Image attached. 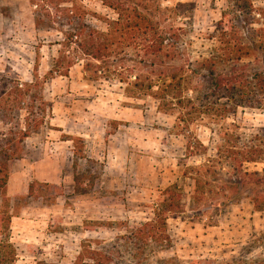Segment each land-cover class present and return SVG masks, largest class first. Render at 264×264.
Listing matches in <instances>:
<instances>
[{
	"label": "rangeland",
	"instance_id": "obj_1",
	"mask_svg": "<svg viewBox=\"0 0 264 264\" xmlns=\"http://www.w3.org/2000/svg\"><path fill=\"white\" fill-rule=\"evenodd\" d=\"M71 1L99 28L104 24L98 15H114L99 0L66 3ZM250 1L264 6V0ZM157 2L170 9L166 24L184 30L174 59L166 62L178 69L207 55L222 11L232 14V5L242 0ZM155 3L149 1L152 8ZM34 8L30 0H0V169L8 173V241L16 250L13 261L0 264H72L83 242L123 233L119 221L131 226L148 219L159 191L172 183L182 199L180 211L165 221L170 246L157 249L150 243L138 264H264V210H255L252 202L255 196L264 200V163L244 164L262 182L242 191L219 164L191 171L201 179L198 201L193 180L182 174L185 166H197L214 152L210 127L222 125L241 136L262 132L264 108L238 106L222 120L211 119L199 98L207 82L192 77L183 94L194 106L183 110L195 117L183 129L175 126L176 112L127 91L116 74L85 72L87 58L79 50L67 75L50 72L53 59L61 56L63 36L58 28L37 30ZM129 53L118 62L128 67L124 72L151 76L160 69L142 67ZM192 137L207 149L187 155ZM81 172L84 179L74 178ZM115 261L135 264L127 254Z\"/></svg>",
	"mask_w": 264,
	"mask_h": 264
},
{
	"label": "trees",
	"instance_id": "obj_2",
	"mask_svg": "<svg viewBox=\"0 0 264 264\" xmlns=\"http://www.w3.org/2000/svg\"><path fill=\"white\" fill-rule=\"evenodd\" d=\"M30 1L35 5V28H58L63 36L58 51L61 56L53 59L50 72L67 75L74 63V54L79 50L87 58L83 65L85 72H92L94 77L105 71L116 74L120 82H125L127 91L136 93L137 97L152 98L157 109L169 108L171 112H176L175 126L181 124L183 129L188 128L195 117L191 116L192 112L183 110L185 105L194 106L192 99L183 94L192 77L199 76L207 82L208 90L199 98L206 104L202 111L211 119L217 117L215 120H222L238 106L264 108V6L242 0L232 5L235 7L232 14L223 10L212 32L215 44L207 55L175 69L166 62L174 59V49H178V39L184 30L172 23L166 24L164 18L168 15L164 13L170 9L162 7L157 0H154L153 8L150 0H99L114 14L102 17L93 13L97 19H103L102 28L93 25L86 18L87 12L72 1L69 4L67 0ZM129 52H134L137 57L135 62L142 67L159 66L160 69L156 72L153 69L151 76L132 74V69L124 72L128 67L118 62ZM110 58L113 59L110 61ZM91 60L99 64H93ZM70 138L82 141L81 137ZM209 147L214 151L212 155L197 166H185L182 172L193 180L196 201L202 194L199 190L201 179L193 177L191 171L198 173L204 166L219 164L229 169L234 176L230 184L234 183L240 191L249 187L255 189L262 182V176L257 171H247L244 164L264 163V131L241 136L230 133L228 127L222 125L210 127ZM206 149L207 146L196 137L189 139L185 145L187 155ZM73 164L77 165L75 160ZM85 177L82 172L74 176L81 180ZM7 179L8 173L0 169V198L3 203L0 204L1 262L13 261L16 256V250L8 241L11 216L8 200L4 196ZM79 185L82 186V181ZM77 190L81 189L77 187ZM181 199L182 191L176 183L166 186L153 201L148 219L131 226L126 221H119L118 226L125 230L123 233L110 240L83 242L72 264H115V260L124 254L138 264L150 243L157 249L167 248L170 240L165 234V221L180 211ZM252 200L255 210H264L262 198L260 200L255 196Z\"/></svg>",
	"mask_w": 264,
	"mask_h": 264
}]
</instances>
